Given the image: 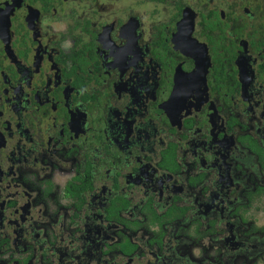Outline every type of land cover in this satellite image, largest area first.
I'll list each match as a JSON object with an SVG mask.
<instances>
[{"label": "flooded vegetation", "instance_id": "flooded-vegetation-1", "mask_svg": "<svg viewBox=\"0 0 264 264\" xmlns=\"http://www.w3.org/2000/svg\"><path fill=\"white\" fill-rule=\"evenodd\" d=\"M0 264H264V0H0Z\"/></svg>", "mask_w": 264, "mask_h": 264}]
</instances>
